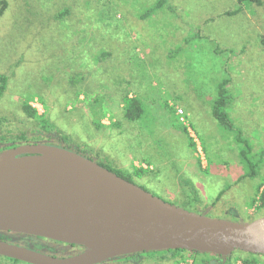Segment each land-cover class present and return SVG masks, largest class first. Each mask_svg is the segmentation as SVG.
Here are the masks:
<instances>
[{
    "label": "rangeland",
    "instance_id": "1",
    "mask_svg": "<svg viewBox=\"0 0 264 264\" xmlns=\"http://www.w3.org/2000/svg\"><path fill=\"white\" fill-rule=\"evenodd\" d=\"M6 1L0 74L8 77V85L0 99V146L45 139L193 213L246 224L264 219L257 197L264 155L255 178L239 179L244 174L240 146L210 112L217 83L228 76L232 102L227 112L253 154L264 153V0L233 16L225 12L237 7L236 0H166L145 20L140 15L157 0ZM63 11L67 14L60 18ZM191 36L194 40L186 43ZM126 94L140 98L142 119L123 117ZM26 99L52 126L49 132H39L24 113ZM179 109L202 149L204 166L188 147ZM137 170L146 172L137 175ZM147 175L153 180L142 179ZM50 246L69 254L59 244ZM184 255L182 260L143 255L137 264L194 263ZM247 257L235 251L219 259L237 264ZM257 259L264 264V257ZM107 264L134 263L120 258Z\"/></svg>",
    "mask_w": 264,
    "mask_h": 264
},
{
    "label": "water",
    "instance_id": "2",
    "mask_svg": "<svg viewBox=\"0 0 264 264\" xmlns=\"http://www.w3.org/2000/svg\"><path fill=\"white\" fill-rule=\"evenodd\" d=\"M0 232L81 248L59 258L0 240V256L23 264H102L174 250L264 257V219L246 224L193 213L47 142L0 152Z\"/></svg>",
    "mask_w": 264,
    "mask_h": 264
},
{
    "label": "trees",
    "instance_id": "3",
    "mask_svg": "<svg viewBox=\"0 0 264 264\" xmlns=\"http://www.w3.org/2000/svg\"><path fill=\"white\" fill-rule=\"evenodd\" d=\"M166 0H157L155 4H153L151 7L146 9L141 15L140 19L145 20L147 17L152 16L155 14L158 10H160L163 5L165 4ZM237 2V7L232 10V11H227L225 12V15L227 16H233L238 13H241L246 7L249 8V6H262L263 0H236ZM8 7V3L6 0H0V18L3 16L5 10ZM67 11H63L62 13H59V17H63ZM195 36L187 37L184 39L186 43H189L190 41L194 40ZM180 48H177L175 50L176 53L180 52ZM231 53V52H229ZM230 78L228 76H224L220 79V81L217 83L216 86V94L215 97L211 100V105H210V112L212 118L215 120L216 124L218 127L223 130L226 133H229L233 136L234 141L240 146V151H239V161L243 167L244 174L239 178H255L260 170V165L263 162V151L259 152L257 154H253L252 151V146L243 135L242 131L236 127V125L233 123L232 119L230 118L229 113L227 112V108L232 102V96L229 91V84H230ZM7 85H8V77L6 75L0 74V99L4 96L6 90H7ZM122 111H123V117L129 121V122H135L143 118L144 116V106L138 97H129L127 94L122 98ZM98 103L97 100H95V104ZM22 110L24 113L32 118L33 120L36 121V123L39 125L40 131L43 132H49L51 129V125L48 123V121L45 119L44 115H39L37 110L33 108L32 106L29 105V99H26L25 102L22 104ZM94 125L96 128H101L102 125L100 122H94ZM182 131L185 135L186 131L184 127H182ZM22 140H25V137H22ZM188 147L192 150L195 149L194 143H192L191 139L188 137ZM41 142H47L45 139L41 140ZM31 143H36L31 142ZM50 143V142H47ZM23 144H28V142L23 143ZM52 144V143H51ZM21 144H12L8 143V145L5 146H0V152L2 150L12 148L15 146H18ZM56 145V144H55ZM102 165V164H101ZM104 166V165H103ZM106 167V166H104ZM108 170L116 173L118 176L124 178L127 181H131L128 177L123 176L119 171H114L111 170L110 168L106 167ZM206 172V171H205ZM142 173H145L144 170H137L136 174L141 175ZM182 186L184 187H189L187 183L184 181L182 182ZM191 188V187H190ZM257 197L259 201V208H264V179L262 182L259 184L257 188ZM190 200V199H189ZM193 201H196V196L192 198ZM24 236V235H23ZM29 237V236H28ZM80 248V247H79ZM81 249V248H80ZM184 253H188L189 255L187 257H192L194 259L193 264H220V257L211 255V254H200V253H195V252H187L183 250H174V251H162V252H149V253H140V254H135V255H130V256H124V257H119L117 259L123 258V259H129L132 260L134 264H137L143 255H153V254H159L162 255L163 257H172V258H179L178 260H182L185 258V255L183 256ZM248 257L242 259V261L245 264H258L259 261L257 259V256L247 254ZM201 256L200 260H197L196 257ZM113 259L110 261H107L105 263L112 262ZM0 261H5L6 263H11V264H19L20 262L8 259L5 257L0 256ZM23 264V263H21ZM103 264V263H102Z\"/></svg>",
    "mask_w": 264,
    "mask_h": 264
},
{
    "label": "flooded vegetation",
    "instance_id": "4",
    "mask_svg": "<svg viewBox=\"0 0 264 264\" xmlns=\"http://www.w3.org/2000/svg\"><path fill=\"white\" fill-rule=\"evenodd\" d=\"M16 236H18L20 238H16ZM8 238H11V240H13L14 242H17L18 244H21L23 246H33V247H36L39 249H42V248L47 249L51 254H54V255L61 253V254L67 255V257H71L74 255H77L81 251V249L79 247L74 246V245H68L65 243H60V242H56V241H52V240H48V239H44V238H39V237H32V236L28 237V236H23L20 234H15V233H10V232H0V240L7 242ZM19 239H21V240H19ZM19 241H21V242H19ZM50 242L54 243V244H59V245H61V247L69 250L68 251L69 254H65V251H63L62 249L52 248L50 246ZM67 257H65V258H67ZM103 264H107V263L104 262Z\"/></svg>",
    "mask_w": 264,
    "mask_h": 264
},
{
    "label": "built area",
    "instance_id": "5",
    "mask_svg": "<svg viewBox=\"0 0 264 264\" xmlns=\"http://www.w3.org/2000/svg\"><path fill=\"white\" fill-rule=\"evenodd\" d=\"M33 108H36V105H31ZM177 113H178V115L180 116V120H181V122H183L184 123V121H183V117H182V115H183V112L179 109L178 111H177ZM184 125L186 126V130H187V133H189V137L192 139V142L194 143V145H195V156L199 159V161H200V164L202 165V166H204L205 165V158H204V154H203V152H202V149H201V147H200V145L198 144V142H197V140L195 139V137H194V133L192 132V130L191 129H189V126L188 125H186L185 123H184ZM141 167L143 168V169H146V167L142 164L141 165ZM180 264H193L191 261H189V260H185L183 263H180ZM237 264H245L243 261H238V263Z\"/></svg>",
    "mask_w": 264,
    "mask_h": 264
},
{
    "label": "crops",
    "instance_id": "6",
    "mask_svg": "<svg viewBox=\"0 0 264 264\" xmlns=\"http://www.w3.org/2000/svg\"><path fill=\"white\" fill-rule=\"evenodd\" d=\"M146 172V171H145ZM142 179L146 180V181H152V175H147V176H144Z\"/></svg>",
    "mask_w": 264,
    "mask_h": 264
}]
</instances>
